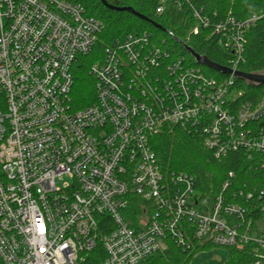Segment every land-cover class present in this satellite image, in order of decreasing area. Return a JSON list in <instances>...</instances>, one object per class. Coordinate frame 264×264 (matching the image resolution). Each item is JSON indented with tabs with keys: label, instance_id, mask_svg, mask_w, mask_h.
<instances>
[{
	"label": "built area",
	"instance_id": "obj_1",
	"mask_svg": "<svg viewBox=\"0 0 264 264\" xmlns=\"http://www.w3.org/2000/svg\"><path fill=\"white\" fill-rule=\"evenodd\" d=\"M188 4L160 0L157 13L185 18ZM189 10V37L219 35L234 58L229 68L240 71L260 17L211 26L201 10ZM102 29L81 4L0 0V264H141L169 241L183 251L194 241L254 244L264 264V232L254 237L264 204L253 223L223 195L204 198L192 178L162 172L151 144L167 127L194 128L216 158L244 150L259 155L264 170V97L237 107L234 75L219 82L150 35H129L93 63L96 100L78 109L75 69Z\"/></svg>",
	"mask_w": 264,
	"mask_h": 264
},
{
	"label": "trees",
	"instance_id": "obj_2",
	"mask_svg": "<svg viewBox=\"0 0 264 264\" xmlns=\"http://www.w3.org/2000/svg\"><path fill=\"white\" fill-rule=\"evenodd\" d=\"M66 1L81 4L88 16L103 24L95 49L75 69L72 97L78 109L96 100V83L90 73L93 63L103 58L105 49L114 41L129 35H150L153 42L169 51L174 59L184 57L192 67L200 68L217 81L229 80L230 75H223L197 64L179 42L188 45L200 55L208 56L214 63L232 67L234 58L230 52L218 45L219 35L204 29L189 37V31L195 24L190 7H195L207 15L212 22L211 26L228 18L245 21L254 15L259 16L260 19L247 32L245 63L239 66V70L246 73L264 72V0H187L190 6H186L185 18L180 26L171 24L165 14L157 13L160 0H106L115 7H131L147 20L129 12L110 10L100 0ZM154 23L161 26V29ZM232 92L233 95L237 94V107L247 103L254 105L264 97V86L250 87L245 82L234 79ZM261 127H264V121L257 124L258 129ZM151 144L164 174H184L193 179L195 190L204 198L223 195L227 203L240 205L247 210L246 220L252 219L253 223H257L262 219L264 199L260 198V192L264 190V170L259 155L240 150L218 159L205 145L203 135L194 128L180 126L167 127L153 135ZM226 182H230V186L223 191ZM249 194L253 195L252 199H248ZM168 244L169 247L164 252L141 264H190L198 253L215 247L210 243L199 244L194 241L191 250L183 251L174 242L169 241ZM254 247V244H249L242 249L225 248L228 251L225 264H257Z\"/></svg>",
	"mask_w": 264,
	"mask_h": 264
},
{
	"label": "water",
	"instance_id": "obj_3",
	"mask_svg": "<svg viewBox=\"0 0 264 264\" xmlns=\"http://www.w3.org/2000/svg\"><path fill=\"white\" fill-rule=\"evenodd\" d=\"M100 1L103 3V5L105 7H107L110 10H114V11H118V12H129V13H131V14H133V15H135V16L143 19V20H147L146 17L139 14L138 12H136L131 7L119 8V7L112 6L106 0H100ZM154 25L161 29V26H159L155 23H154ZM179 42L183 44L186 51L192 56V58L195 60V62L197 64L208 67L209 69L214 70L216 72H219L223 75H234L239 81L245 82L250 87H262V86H264V72L246 73V72H242V71H233L228 67L214 63L212 60H210V58L208 56L200 55V54L196 53L188 45L184 44L181 41H179Z\"/></svg>",
	"mask_w": 264,
	"mask_h": 264
},
{
	"label": "rangeland",
	"instance_id": "obj_4",
	"mask_svg": "<svg viewBox=\"0 0 264 264\" xmlns=\"http://www.w3.org/2000/svg\"><path fill=\"white\" fill-rule=\"evenodd\" d=\"M167 19L171 24L175 23L181 25L184 19V14L180 10H173L166 14ZM62 181H58V184H62ZM257 232L254 233V237H261V233L264 232V219L258 224ZM228 257V251L220 246H215L198 253L190 262V264H225Z\"/></svg>",
	"mask_w": 264,
	"mask_h": 264
}]
</instances>
